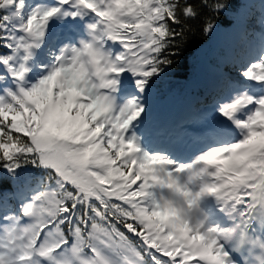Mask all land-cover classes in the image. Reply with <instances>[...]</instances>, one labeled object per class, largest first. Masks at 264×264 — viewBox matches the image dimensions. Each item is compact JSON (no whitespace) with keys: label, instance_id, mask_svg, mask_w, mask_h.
Returning <instances> with one entry per match:
<instances>
[{"label":"snow or ice","instance_id":"1","mask_svg":"<svg viewBox=\"0 0 264 264\" xmlns=\"http://www.w3.org/2000/svg\"><path fill=\"white\" fill-rule=\"evenodd\" d=\"M251 7L0 0V264H264V0L208 102L157 116L196 25Z\"/></svg>","mask_w":264,"mask_h":264},{"label":"trees","instance_id":"2","mask_svg":"<svg viewBox=\"0 0 264 264\" xmlns=\"http://www.w3.org/2000/svg\"><path fill=\"white\" fill-rule=\"evenodd\" d=\"M236 0H229L231 4H234ZM221 20L225 21L224 17H221ZM206 38L202 31V26L197 24L194 34H190L187 43L184 45L183 49L180 52V55L176 58L177 64L167 75L170 79L176 81H185L188 78V75L191 73L192 68L190 65V59L193 57L194 49L197 48Z\"/></svg>","mask_w":264,"mask_h":264}]
</instances>
